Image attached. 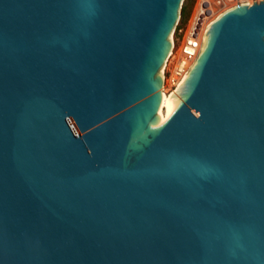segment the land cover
Instances as JSON below:
<instances>
[{
    "label": "water",
    "instance_id": "obj_1",
    "mask_svg": "<svg viewBox=\"0 0 264 264\" xmlns=\"http://www.w3.org/2000/svg\"><path fill=\"white\" fill-rule=\"evenodd\" d=\"M183 3L0 0V264H264V1L161 116Z\"/></svg>",
    "mask_w": 264,
    "mask_h": 264
},
{
    "label": "bare ground",
    "instance_id": "obj_2",
    "mask_svg": "<svg viewBox=\"0 0 264 264\" xmlns=\"http://www.w3.org/2000/svg\"><path fill=\"white\" fill-rule=\"evenodd\" d=\"M204 3H206V5L211 10H213V13H212L210 18H206L205 22L203 23V27L201 29V32L199 33V39H201V46H202L203 38H204V35H205V32H206L208 25L211 23L212 20L216 19V17H218L223 12L220 10L218 11L217 8L219 7L221 9H223V8H226L229 5L233 4V2L229 1V0H200L198 6L196 8L195 14H194V19L191 21V23L189 25L184 44L178 53L177 59H179V60H178V62H176L175 67L172 70L173 71L172 72L173 73V79H172V81L171 80L167 81V79L165 77V86L163 89L164 96H163V103H162V109H161V116L163 113L165 100L169 97V95L166 92L167 88H165V87L170 86L173 81L176 82L177 80H178V83H175V86L178 87L181 84V82L185 79L189 69L191 68V66L194 62L193 59L195 60V55H197V53L199 52V49H201V48H195L192 45L193 39H192L191 35L193 32V29L195 28L197 19L205 11L203 8ZM188 54L194 55L191 61H188V59H187ZM171 63H172V61H171ZM169 64H170V61L168 62L166 67H169ZM178 73H180V75L182 77H179Z\"/></svg>",
    "mask_w": 264,
    "mask_h": 264
},
{
    "label": "rangeland",
    "instance_id": "obj_3",
    "mask_svg": "<svg viewBox=\"0 0 264 264\" xmlns=\"http://www.w3.org/2000/svg\"><path fill=\"white\" fill-rule=\"evenodd\" d=\"M200 0H184V3H183V7L186 6V10H187V16L185 18V20L183 21V23H181V19H182V16H181V19H180V22L178 24V29L177 31L174 32V35H173V40H174V43L176 45V51L180 50L181 47L183 46V42L185 41V36L187 35V32H188V28H189V25L191 23V21L194 19V14H195V11H196V8L199 4ZM230 7H233L235 6V3L229 5ZM226 7V8H217V10L219 11H225L226 9L230 8V7ZM182 12V10H181ZM212 20V19H211ZM182 28L184 31L183 33L181 34L179 32V29ZM167 66V64H166ZM174 64H169V67H165V77L168 80H171L173 79V69H174ZM175 83H178V81H176ZM175 83L172 82L170 86H167L165 88L166 89V92L167 94L170 96L172 94V92L176 89V86H175Z\"/></svg>",
    "mask_w": 264,
    "mask_h": 264
},
{
    "label": "built area",
    "instance_id": "obj_4",
    "mask_svg": "<svg viewBox=\"0 0 264 264\" xmlns=\"http://www.w3.org/2000/svg\"><path fill=\"white\" fill-rule=\"evenodd\" d=\"M229 1H232L233 3H235V5H238V4H243V3H246V4H248V5H250V6H252L253 4H254V1H256V2H261V0H229ZM264 1V0H263ZM203 8H204V12H203V14L201 15V16H199V18L197 19V21H196V25H195V28L193 29V32H192V35H191V37H192V39H193V43H192V45L195 47V48H201L200 46H201V39H199V33L201 32V29H202V27H203V23L205 22V20H206V18H210L211 17V15H212V13H213V10H211L207 5H206V3H204L203 4ZM178 26V25H177ZM177 29H178V27L176 28V30L175 31H177ZM183 29L182 28H180L179 29V32L182 34L183 33ZM185 39H186V36H185ZM184 39V40H185ZM183 44H184V42H183ZM179 51L180 50H178V51H176V45H175V43H174V48H173V50H172V52H171V54H170V57H169V59H168V62L170 61V64H171V61H172V64H174V66L173 67H175V64H176V62H178V60L179 59H177L178 57V53H179ZM199 51H200V49H199ZM199 53V52H198ZM198 53H197V55H198ZM197 55H195V59H196V57H197ZM193 56L194 55H192V54H188V57H187V59H188V61H191L192 60V58H193ZM193 61H195L194 59H193ZM168 62H167V64H168ZM178 76L179 77H182L181 75H180V73H178ZM178 81V80H177ZM174 82V81H173ZM175 83V82H174ZM177 88V87H176Z\"/></svg>",
    "mask_w": 264,
    "mask_h": 264
},
{
    "label": "trees",
    "instance_id": "obj_5",
    "mask_svg": "<svg viewBox=\"0 0 264 264\" xmlns=\"http://www.w3.org/2000/svg\"><path fill=\"white\" fill-rule=\"evenodd\" d=\"M181 16H182L181 23H183V21L185 20L187 16L186 6L182 8Z\"/></svg>",
    "mask_w": 264,
    "mask_h": 264
}]
</instances>
